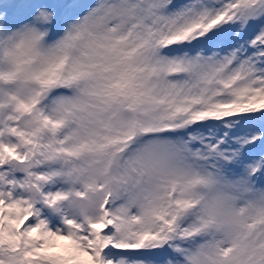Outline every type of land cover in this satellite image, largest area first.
I'll return each instance as SVG.
<instances>
[{
    "label": "snow or ice",
    "instance_id": "1",
    "mask_svg": "<svg viewBox=\"0 0 264 264\" xmlns=\"http://www.w3.org/2000/svg\"><path fill=\"white\" fill-rule=\"evenodd\" d=\"M0 264H264V0H0Z\"/></svg>",
    "mask_w": 264,
    "mask_h": 264
}]
</instances>
